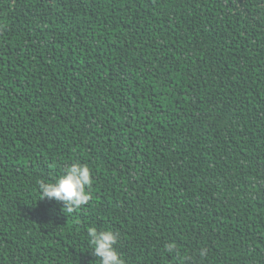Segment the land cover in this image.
<instances>
[{
  "label": "trees",
  "instance_id": "trees-1",
  "mask_svg": "<svg viewBox=\"0 0 264 264\" xmlns=\"http://www.w3.org/2000/svg\"><path fill=\"white\" fill-rule=\"evenodd\" d=\"M73 163L68 212L38 182ZM90 227L125 264H264V0H0V264H100Z\"/></svg>",
  "mask_w": 264,
  "mask_h": 264
},
{
  "label": "clouds",
  "instance_id": "clouds-1",
  "mask_svg": "<svg viewBox=\"0 0 264 264\" xmlns=\"http://www.w3.org/2000/svg\"><path fill=\"white\" fill-rule=\"evenodd\" d=\"M91 171L87 165L73 163L65 168L62 175L52 182L39 181L38 191L40 199L47 198L56 202H62V208L68 212L86 204L90 199V192L86 187L91 185ZM91 254L99 258L100 264H125L115 245L118 242V234L110 229L97 230L95 227L87 229ZM169 250L173 248L168 245ZM201 255L204 251L201 250Z\"/></svg>",
  "mask_w": 264,
  "mask_h": 264
}]
</instances>
